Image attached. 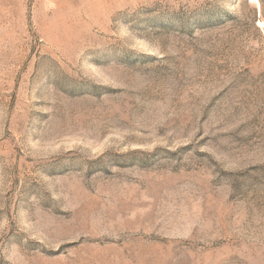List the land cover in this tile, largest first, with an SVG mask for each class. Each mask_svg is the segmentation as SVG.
<instances>
[{"label":"rangeland","instance_id":"1","mask_svg":"<svg viewBox=\"0 0 264 264\" xmlns=\"http://www.w3.org/2000/svg\"><path fill=\"white\" fill-rule=\"evenodd\" d=\"M0 264H264V0H0Z\"/></svg>","mask_w":264,"mask_h":264}]
</instances>
